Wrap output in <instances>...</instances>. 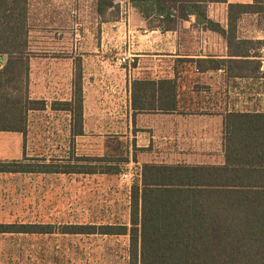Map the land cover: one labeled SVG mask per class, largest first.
Masks as SVG:
<instances>
[{"label": "trees", "instance_id": "trees-1", "mask_svg": "<svg viewBox=\"0 0 264 264\" xmlns=\"http://www.w3.org/2000/svg\"><path fill=\"white\" fill-rule=\"evenodd\" d=\"M119 0H97L102 23L118 22ZM150 28L175 31L196 21L219 34L228 47L227 59L185 60L194 72L223 73L220 87L227 95L248 85L264 98V41L243 40L238 25L245 15L258 18L264 29V0L231 4L227 27L208 17L211 4L228 0H127ZM28 0H0V132L20 133L24 147L34 133V115L46 112L44 100L30 97ZM186 71H191L188 68ZM176 81H135L134 113L177 109ZM223 87V88H222ZM242 94L246 91L243 90ZM83 76L76 64L71 102L51 105L52 111L72 116L71 136L84 135ZM224 115V162L221 165L145 163L131 188L129 224L65 225L10 224L0 221L2 237L54 235L128 237L127 264H264V110L231 105ZM117 142L103 158H75L66 164L49 162L39 153L22 161H0L2 175H118L120 165L138 163L136 143ZM29 161V163H27ZM89 161V164L82 162ZM57 231V232H56ZM1 264V258H0Z\"/></svg>", "mask_w": 264, "mask_h": 264}, {"label": "rangeland", "instance_id": "rangeland-1", "mask_svg": "<svg viewBox=\"0 0 264 264\" xmlns=\"http://www.w3.org/2000/svg\"><path fill=\"white\" fill-rule=\"evenodd\" d=\"M118 3L122 10L121 19H128L126 0H119ZM89 5L90 10L82 21L89 24V27L84 28L85 32L83 27L55 32L54 7L51 4H47L48 9L41 13L33 11L29 25V50L34 97L45 98L48 102L66 97L65 83L70 84V81L64 80L62 89L57 92L59 86L55 84L54 58L67 59L73 55L70 50L72 44L114 38L107 35L109 25L104 28L98 24L91 3ZM122 23L125 24L124 21ZM57 44L62 49H55ZM218 81L220 89L223 81ZM248 85L243 84L242 89L231 95L219 91L220 107L228 104L242 107L245 103L252 110H264V98L248 92ZM216 88L215 85V92L218 90ZM243 90L245 94H242ZM102 91L107 89L103 88ZM63 119L61 115L51 112L49 115H41V121L35 125L34 133L31 134L25 158L42 153L49 162L54 159V162L61 165L66 164V159L72 157L74 150L75 158H103L116 150L115 137L123 138L126 143L135 141L139 148H143L144 144L136 138L137 130L131 128L126 114L92 113L86 135L76 140L75 144L64 142L60 137L62 131L59 126L64 125ZM213 121V129L216 131L213 142L216 144L211 151L210 156L214 158L210 162L218 164L223 150V136L218 118ZM163 136L160 133L145 154L137 153L140 164L132 161L121 164L118 175H2L0 221L10 224H49L55 226L56 230L65 225L129 224L131 188L139 180L141 166L151 161H167L169 147L164 144ZM20 152L18 136L0 135V159L18 158ZM82 164H89V161ZM128 240V237L70 236L58 233L47 236H5L0 241V258L1 264H127Z\"/></svg>", "mask_w": 264, "mask_h": 264}, {"label": "crops", "instance_id": "crops-1", "mask_svg": "<svg viewBox=\"0 0 264 264\" xmlns=\"http://www.w3.org/2000/svg\"><path fill=\"white\" fill-rule=\"evenodd\" d=\"M253 1L228 0L227 3L211 4L208 8V17L227 27L229 5L252 4ZM96 2L97 0H28L29 25L33 11L41 13L48 9L47 4H51V7H54L55 32L64 31V29L75 30L79 27H83V32H85L84 28L89 27V24L82 21H84L87 11L90 10L89 3H91L98 24L104 28L109 25L107 35L114 37L108 41L74 43L70 47L73 55L67 59L54 58V78L57 80L55 84L59 86L57 92L59 93L62 89L64 80L70 81V84L65 83L67 85L66 97H59L52 102L33 96L32 62L30 60V97L34 100H44L47 103L46 112L34 115L33 128L41 121V115H49L50 112L59 114L65 119H63L64 125L59 126L62 131L60 132L61 139L64 142L75 144L76 140L86 135L87 124L90 125L92 113H122L126 114L127 120H130L131 128L137 130L136 138L144 144L143 148H139L137 142L134 141L139 150L147 149L146 152H148L153 140L156 142L159 134H164V144L169 147L167 161L153 163L192 166L223 164V114L230 108L229 104L222 107L219 105L218 92L220 89L218 87L220 83L218 80L220 79L222 82L224 75L221 72L204 74L194 72V65L182 62L213 58L227 59L228 47L225 40L219 34L205 30L202 24L197 23L194 16L181 23L175 31L161 32L158 29L150 28L148 22L130 6L127 0L125 8L129 13L128 19L122 18L118 22L102 23L96 13ZM123 21L125 24L122 23ZM238 36L243 40L264 41V29L258 25L256 16L245 15L238 25ZM55 49L62 48L57 44ZM262 52L264 55V48ZM125 55L132 58V66L122 67L118 64L119 58ZM78 60L81 62L83 76L84 135L75 138L71 136L73 126L71 114L64 111H52L51 105L53 102L72 101L73 82ZM188 68L191 69L190 72L186 71ZM164 80L176 81L178 84L177 109L170 113L156 109L154 111H136L135 114L132 105L133 83L135 81L159 82ZM215 85L218 89L216 92ZM103 88H106L107 91H102ZM231 94L229 93V95ZM242 107L250 108L245 103ZM215 118H218V122L221 123V135L223 136V150L218 164L210 162L214 158L210 155L216 144L213 142L216 135V131L213 129ZM0 135H16L21 143V152L18 158L0 159V161H22L27 157L31 134L26 147H24V136L20 133L0 132ZM139 152L146 153L141 150ZM147 163H152V161ZM137 164H140V160Z\"/></svg>", "mask_w": 264, "mask_h": 264}, {"label": "built area", "instance_id": "built-area-1", "mask_svg": "<svg viewBox=\"0 0 264 264\" xmlns=\"http://www.w3.org/2000/svg\"><path fill=\"white\" fill-rule=\"evenodd\" d=\"M132 62H133L132 58L126 55L119 58L118 60V64L121 65L122 67L131 66ZM125 177H128V176L126 175Z\"/></svg>", "mask_w": 264, "mask_h": 264}]
</instances>
